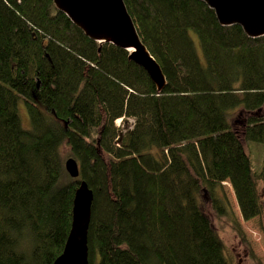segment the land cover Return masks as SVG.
<instances>
[{
	"label": "trees",
	"instance_id": "16d2710c",
	"mask_svg": "<svg viewBox=\"0 0 264 264\" xmlns=\"http://www.w3.org/2000/svg\"><path fill=\"white\" fill-rule=\"evenodd\" d=\"M124 3L160 91L52 0H0V264H52L78 179L93 193L88 264H231L212 226L232 217L222 182L244 221L263 212L264 165L246 147H264V36L220 26L200 0Z\"/></svg>",
	"mask_w": 264,
	"mask_h": 264
},
{
	"label": "water",
	"instance_id": "95a60500",
	"mask_svg": "<svg viewBox=\"0 0 264 264\" xmlns=\"http://www.w3.org/2000/svg\"><path fill=\"white\" fill-rule=\"evenodd\" d=\"M200 1L213 11L220 26L237 25L248 38L264 36V0ZM52 3L90 40L127 51V59L146 72L156 90L163 89L162 71L140 41L124 0H52ZM63 168L71 179L77 180L78 165L73 158L65 159ZM92 200V190L78 179L69 232L62 252L52 264H88L87 230Z\"/></svg>",
	"mask_w": 264,
	"mask_h": 264
},
{
	"label": "rangeland",
	"instance_id": "374dc122",
	"mask_svg": "<svg viewBox=\"0 0 264 264\" xmlns=\"http://www.w3.org/2000/svg\"><path fill=\"white\" fill-rule=\"evenodd\" d=\"M192 38L202 58L196 37ZM17 112L23 128H29V120L22 101L18 102ZM131 123V120H128ZM118 119L115 126H120ZM121 127V126H120ZM247 151L251 157L252 167L257 171L264 165V147L259 143L247 142ZM67 159V158H66ZM64 163V162H63ZM66 173V172H65ZM222 192L227 201L231 218L212 217V226L224 246V254L231 264H264V185L258 182L260 201L263 212L250 220L244 221L240 215L234 192L228 182H222ZM205 199H207L205 197ZM252 254V256H251ZM256 261L253 260V258Z\"/></svg>",
	"mask_w": 264,
	"mask_h": 264
}]
</instances>
